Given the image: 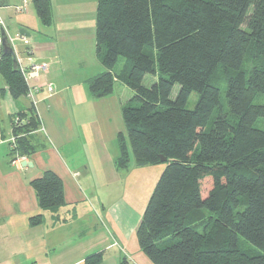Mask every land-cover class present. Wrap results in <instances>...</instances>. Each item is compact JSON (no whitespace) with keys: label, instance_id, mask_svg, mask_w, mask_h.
Instances as JSON below:
<instances>
[{"label":"trees","instance_id":"16d2710c","mask_svg":"<svg viewBox=\"0 0 264 264\" xmlns=\"http://www.w3.org/2000/svg\"><path fill=\"white\" fill-rule=\"evenodd\" d=\"M29 1L41 25H50V0ZM95 3L103 71L88 91L102 99L119 82L139 103L122 108L116 167L165 165L136 229L141 252L151 264H264V130L254 127L264 119V0ZM13 58L0 50V76L17 100L29 87ZM145 75L156 77L148 88ZM192 93L197 101L188 110ZM39 127L31 104L14 116L11 161L31 156L28 135ZM30 185L40 210L64 205L54 173ZM240 238L252 248H241ZM99 261L92 255L84 264Z\"/></svg>","mask_w":264,"mask_h":264},{"label":"crops","instance_id":"0c3cea01","mask_svg":"<svg viewBox=\"0 0 264 264\" xmlns=\"http://www.w3.org/2000/svg\"><path fill=\"white\" fill-rule=\"evenodd\" d=\"M50 4L46 27L29 0L0 6L17 63L28 70L35 60H48L46 71L27 81L40 87V127L28 135L34 152L27 158L11 161L9 152L12 120L30 103L13 100L0 76V264H84L92 255L100 256L98 264H151L136 229L165 165L116 167L122 108L132 105L133 93L119 82L114 89L120 85L124 97L114 91L94 99L88 91L89 79L103 71L94 48L95 0ZM45 84L53 86L51 94ZM47 171L61 180L64 205L42 211L30 184ZM37 216L40 224L32 226Z\"/></svg>","mask_w":264,"mask_h":264},{"label":"rangeland","instance_id":"374dc122","mask_svg":"<svg viewBox=\"0 0 264 264\" xmlns=\"http://www.w3.org/2000/svg\"><path fill=\"white\" fill-rule=\"evenodd\" d=\"M154 70H157V63H156V60H154ZM155 81H156V77H154V76H152V75H145L144 78H143V81H142V85H143L144 87H147V88H148V87H150ZM216 82H217L219 85H222V83H223V79H222L221 77H218L217 80H216ZM120 87H121L120 85H116L114 91L117 92V93H119L121 96L124 97L125 95L123 94V92L120 93V91H119V88H120ZM127 90H128V89H127ZM114 91H113V92H114ZM177 93H178V86L175 85V86L173 87L172 93H171V95H170V99L174 100L175 97H176V95H177ZM196 101H197V95H196L195 93H192V94L189 96L188 100H187V103H186V109H188V110H192V109L194 108V106H195ZM220 102H221V106L224 107V109H226V104H225L224 94H222ZM131 103H132V107H138V106H139V103L136 102V101H134V100H132ZM254 127H255L256 129H259V130H264V119H260V120H258V121L256 122V124L254 125ZM239 245H240L241 248H244V249H251V248H252L251 245H249L248 243H246V242H245L243 239H241V238L239 239Z\"/></svg>","mask_w":264,"mask_h":264},{"label":"built area","instance_id":"2783aa9c","mask_svg":"<svg viewBox=\"0 0 264 264\" xmlns=\"http://www.w3.org/2000/svg\"><path fill=\"white\" fill-rule=\"evenodd\" d=\"M25 3V2H24ZM20 8H16V10L18 11ZM2 28V22L0 20V29ZM22 41L25 45L28 44V40L25 38H22ZM0 48H1V39H0ZM30 53H28L29 55ZM18 69L21 73V75L23 76V78L25 79V81L27 82L29 79H33L35 78L39 72H45L46 71V64H40V65H31V67L27 70L24 69L23 67L20 66V62L18 61ZM28 83V82H27ZM46 90L49 94H51L53 92V86L51 84H45ZM40 87H33V88H29V91L26 95V98L28 99L29 103L32 105V107L36 110L37 108V104H38V100L36 98V94L38 93ZM18 119L14 120V124L18 123ZM11 142H15L14 137L11 139ZM22 160V159H21ZM21 160H17V162L19 163Z\"/></svg>","mask_w":264,"mask_h":264},{"label":"water","instance_id":"95a60500","mask_svg":"<svg viewBox=\"0 0 264 264\" xmlns=\"http://www.w3.org/2000/svg\"><path fill=\"white\" fill-rule=\"evenodd\" d=\"M6 3H7V0H3V1L0 0V6L1 5H4ZM19 33L21 35H23V34L27 35L24 30H20ZM0 39H1V48H0V50L4 53L9 48V50L13 53V50L11 48V44H10L9 38L5 35V32H4L3 29H0ZM13 55H14V53H13ZM13 60H14L15 66H16L17 65V61H16L15 56H14ZM47 62H48V60H46V59H37V60H35L33 62V65L36 66V65H40V64H46ZM160 160H161V162H165L166 161V159L163 158L162 156L160 157ZM21 165L23 167H25V166L31 167L32 166L31 163H27L25 161L21 162Z\"/></svg>","mask_w":264,"mask_h":264},{"label":"flooded vegetation","instance_id":"af4514ba","mask_svg":"<svg viewBox=\"0 0 264 264\" xmlns=\"http://www.w3.org/2000/svg\"><path fill=\"white\" fill-rule=\"evenodd\" d=\"M2 29V28H1Z\"/></svg>","mask_w":264,"mask_h":264}]
</instances>
